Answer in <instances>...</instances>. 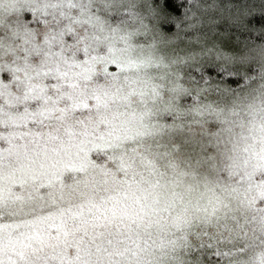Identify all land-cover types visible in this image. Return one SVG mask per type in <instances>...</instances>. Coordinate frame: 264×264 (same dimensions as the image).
I'll list each match as a JSON object with an SVG mask.
<instances>
[{
  "label": "clouds",
  "instance_id": "clouds-1",
  "mask_svg": "<svg viewBox=\"0 0 264 264\" xmlns=\"http://www.w3.org/2000/svg\"><path fill=\"white\" fill-rule=\"evenodd\" d=\"M0 264H264V0H0Z\"/></svg>",
  "mask_w": 264,
  "mask_h": 264
}]
</instances>
